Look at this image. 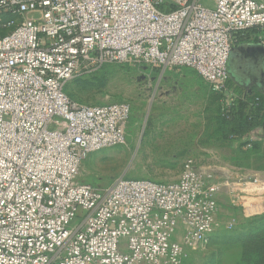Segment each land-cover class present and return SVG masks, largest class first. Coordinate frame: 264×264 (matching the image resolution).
<instances>
[{
  "label": "built area",
  "instance_id": "built-area-1",
  "mask_svg": "<svg viewBox=\"0 0 264 264\" xmlns=\"http://www.w3.org/2000/svg\"><path fill=\"white\" fill-rule=\"evenodd\" d=\"M211 3L0 0V264H180L222 198L264 208V173L187 163L173 182H76L91 153L124 143L130 117L64 93L83 66L187 68L225 96L236 37L256 29L264 45V0Z\"/></svg>",
  "mask_w": 264,
  "mask_h": 264
},
{
  "label": "rangeland",
  "instance_id": "rangeland-1",
  "mask_svg": "<svg viewBox=\"0 0 264 264\" xmlns=\"http://www.w3.org/2000/svg\"><path fill=\"white\" fill-rule=\"evenodd\" d=\"M240 88L230 78L225 96L215 94L187 68L83 66L66 83V95L91 106L127 104L130 117L124 143L91 153L76 182L99 189L121 177L173 182L187 163L203 170L264 173L262 125L260 133L253 136V130L231 143L219 131L220 109L244 95ZM257 92L264 95V87ZM76 216L83 217L80 210ZM180 264H264V208L237 210L222 198L207 243L185 249Z\"/></svg>",
  "mask_w": 264,
  "mask_h": 264
},
{
  "label": "trees",
  "instance_id": "trees-1",
  "mask_svg": "<svg viewBox=\"0 0 264 264\" xmlns=\"http://www.w3.org/2000/svg\"><path fill=\"white\" fill-rule=\"evenodd\" d=\"M256 32V29H252L238 35L237 43L255 42ZM228 83H230V79ZM263 118L264 95L259 92L244 93L243 96L235 98L228 105H222L220 109L217 119L222 140L231 143L248 136L250 132L261 126ZM247 144L251 145L252 143L248 142Z\"/></svg>",
  "mask_w": 264,
  "mask_h": 264
},
{
  "label": "water",
  "instance_id": "water-1",
  "mask_svg": "<svg viewBox=\"0 0 264 264\" xmlns=\"http://www.w3.org/2000/svg\"><path fill=\"white\" fill-rule=\"evenodd\" d=\"M253 61L257 63V69L260 72L264 65V45L259 43H242L231 49L228 58V72L230 78L237 86L242 87L245 84L244 81L240 79L238 69H241L242 66L248 68L249 64H252ZM262 126L264 127V119Z\"/></svg>",
  "mask_w": 264,
  "mask_h": 264
},
{
  "label": "flooded vegetation",
  "instance_id": "flooded-vegetation-1",
  "mask_svg": "<svg viewBox=\"0 0 264 264\" xmlns=\"http://www.w3.org/2000/svg\"><path fill=\"white\" fill-rule=\"evenodd\" d=\"M239 70L240 79H242L245 83V87L243 86L241 89L244 91V93H251L253 87H257L260 89L261 86H264L262 84V77H260V73L257 69V63L255 61L252 62V64H249L248 68H245L244 66L241 67Z\"/></svg>",
  "mask_w": 264,
  "mask_h": 264
},
{
  "label": "crops",
  "instance_id": "crops-1",
  "mask_svg": "<svg viewBox=\"0 0 264 264\" xmlns=\"http://www.w3.org/2000/svg\"><path fill=\"white\" fill-rule=\"evenodd\" d=\"M200 2L202 3V5H204V6H206V7H212V3H211V0H200ZM256 36V35H255ZM243 43H247V44H254V43H257V40L255 41V42H243ZM259 71V70H258ZM260 73V77H262V79H263V82H262V84H264V65H263V67H262V69H261V71L259 72ZM244 83H246V82H244ZM245 85V84H244ZM246 86V85H245ZM244 86V87H245ZM243 87V86H242ZM241 87V88H242ZM263 87L264 86H261L260 87V89L259 88H257V87H253L252 88V92L251 93H253V92H257V91H260L261 89H263ZM240 88V89H241ZM251 93H249V94H251ZM264 119V118H263ZM263 122V121H262ZM262 125V124H261ZM261 130H262V128H256V130H254L253 131V136H254V134L257 132V133H260L261 132Z\"/></svg>",
  "mask_w": 264,
  "mask_h": 264
}]
</instances>
